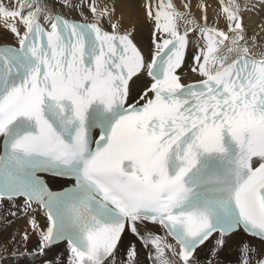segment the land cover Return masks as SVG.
I'll return each instance as SVG.
<instances>
[{
  "label": "snow or ice",
  "instance_id": "6c2138e0",
  "mask_svg": "<svg viewBox=\"0 0 264 264\" xmlns=\"http://www.w3.org/2000/svg\"><path fill=\"white\" fill-rule=\"evenodd\" d=\"M0 264H264V0H0Z\"/></svg>",
  "mask_w": 264,
  "mask_h": 264
}]
</instances>
